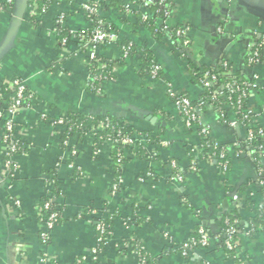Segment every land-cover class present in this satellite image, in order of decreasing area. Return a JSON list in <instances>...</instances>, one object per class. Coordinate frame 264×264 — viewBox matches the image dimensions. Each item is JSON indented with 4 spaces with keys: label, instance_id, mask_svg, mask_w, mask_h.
Instances as JSON below:
<instances>
[{
    "label": "crops",
    "instance_id": "1",
    "mask_svg": "<svg viewBox=\"0 0 264 264\" xmlns=\"http://www.w3.org/2000/svg\"><path fill=\"white\" fill-rule=\"evenodd\" d=\"M42 1L0 0V85L17 79L31 95L14 117L18 155H5L0 119V264H39L43 253L52 264H138L135 242L156 264H238L214 240L187 256L179 251L197 228L219 234L223 216L233 210L239 216L235 258L264 264V230L245 208L247 202L255 208L264 204L252 160L238 154L227 172L201 160L198 128L185 127L168 96L172 91L198 100L203 89L193 82L194 70L224 61L231 73L255 79L248 111L264 132V56L253 68L245 62L255 41L264 37V0H171L164 27L184 32V54L168 32L156 38L137 24L136 13H145L137 0H46V10L38 13ZM93 3L104 5L98 14L116 31V40L96 52L115 63L113 78L102 84L100 94L87 89V55L77 40L89 28L83 5ZM61 17L71 36L62 48L53 29ZM121 41L151 52L160 76H142L138 55L117 64ZM72 114L112 117L160 143L134 136L131 146L139 142L144 155L124 153L126 163L116 177L110 142L94 152L92 135L72 133L64 139L66 127L53 124ZM226 115L227 124L213 109L199 117L219 144L244 138L232 111L226 109ZM170 163L182 173L181 181L172 176ZM51 169L58 174L55 202L61 210L42 245L38 211L54 183ZM97 223L108 230V238L92 260L91 251L99 245Z\"/></svg>",
    "mask_w": 264,
    "mask_h": 264
},
{
    "label": "trees",
    "instance_id": "2",
    "mask_svg": "<svg viewBox=\"0 0 264 264\" xmlns=\"http://www.w3.org/2000/svg\"><path fill=\"white\" fill-rule=\"evenodd\" d=\"M147 0H137V4L143 7L145 11L136 13L137 24L141 27L146 28L152 34L153 37L159 38L165 33L171 36L172 40L175 43V48L179 51H182L184 54V37L181 34H178L177 29H168L165 31L164 23L167 18L168 10L170 9L171 0H154L152 4L143 6L144 2ZM48 6L47 1H42L37 3V12L41 13L46 10ZM120 6V5H119ZM104 8V5L101 4L99 7L100 10ZM119 11H122V7H118ZM148 11V13H147ZM37 13V14H38ZM85 17L89 22V28L85 31H80L78 34L86 35V37L92 35L96 29L101 30L105 33H113L115 35L116 31L113 25L107 24L104 22L103 18L97 13L91 15L85 13ZM31 21L36 23L34 16L31 18ZM57 21L54 23V32L57 38L59 47H64L70 40V34L64 26H59ZM65 40V45H62V41ZM259 40H256L253 47L246 56L245 62L249 68L257 66L264 56V47H259ZM80 45V43H78ZM122 48V56L116 62L117 64H123L125 58L123 54L126 53V58L133 57L138 55L140 61V74L142 76H150L153 66L156 65L155 58L151 52L146 49H141L139 52L136 47L128 41H121L118 43ZM257 49L258 55L254 57V62L250 63L249 59L252 57L253 51ZM86 53L85 50H83ZM87 70L90 76L92 77L91 81L88 83V91L93 94H100L102 91V84L105 81H109L113 78V66L115 63L108 61L101 55H96L94 60H90L89 57H86ZM98 63L104 65V69H98ZM157 77L160 76L158 72ZM213 78V81H212ZM193 82L197 83L202 89L203 92L200 98L196 101H191V104L195 107H198L200 112L199 115L205 113L208 109H213L222 123L227 124V115L226 109L232 111L235 116L237 123L241 126L244 131V138L240 141L231 144H219L212 140L211 137L201 138L199 148V158L201 160H211L214 161L218 166H225L227 172L232 164V160L238 154L248 155L253 162L254 171L256 174V183L260 186L261 192L264 194V165L261 163V159L258 155V151L261 147H264V142H262L259 134L260 128L252 123V119L248 114V99L252 91L256 89L255 79L253 77L246 78L239 72L231 73L229 66L222 61L215 67H204L201 70H194L193 72ZM203 82H212L208 86H204ZM230 87V89H228ZM5 85H0V94L6 95L9 92L5 90ZM28 95V91L26 90ZM185 96V95H183ZM7 103H10L9 98L5 99ZM101 125L103 129H99ZM64 126L66 127L64 139H68L72 133H76L79 137L85 135L93 136V150L102 145L104 142L108 141L111 144L110 157L112 159L115 176L119 177L121 173L122 166L126 163V158L124 153H132L134 156L143 157L144 151L142 145L137 142L135 148L130 144H125L123 141L129 139L134 141V136L140 138H145L147 141L153 142L154 144H159L160 141L156 137H152L148 132H139L135 133L134 129L131 126L126 125L123 121L117 120L108 116L100 115H91V116H82L77 114L69 115L64 119ZM251 130V131H250ZM249 131L252 133V136H249ZM264 133V132H263ZM20 153L19 147L12 153L13 156ZM189 159L192 161L194 157L191 155V151L188 152ZM150 161L156 162V157H150ZM171 168V174L173 177L182 174L179 169L173 167L171 163L168 165ZM52 184V189L49 191L51 197L54 199L53 203L49 202L47 198H43L40 207L47 203L48 213L57 214V223L60 218L61 207L55 202L56 198L60 197V189L58 188L57 182V171L51 169L49 172ZM263 182V184H261ZM245 208L252 213V220L260 228L264 230V204L260 207H254L253 203L247 202ZM238 211L233 210L231 213H227L223 216L222 221L219 223L220 233L217 235H210L207 228L203 227V230L206 232L209 241H216L217 247L222 249L226 256L232 259L235 263L239 262L235 258L236 248L233 250H228L225 246L227 240L226 230L230 227H235L238 232ZM198 229L193 235L194 240H199ZM108 230L104 229L103 233L97 231L98 239L100 243L97 247V250L102 248L103 241L107 236ZM135 244V249L146 258L145 264H156V262L148 257L144 249L137 242ZM93 257V256H92ZM52 264V263H49Z\"/></svg>",
    "mask_w": 264,
    "mask_h": 264
},
{
    "label": "built area",
    "instance_id": "3",
    "mask_svg": "<svg viewBox=\"0 0 264 264\" xmlns=\"http://www.w3.org/2000/svg\"><path fill=\"white\" fill-rule=\"evenodd\" d=\"M12 0H7V3H10ZM154 0H147L144 2L143 6L146 7L149 4H152ZM83 10L86 13H89L91 15H95L98 13L99 10V5L96 3L93 4H85L83 5ZM63 23V18L61 17L58 21L57 24L59 26H62ZM77 34V40L78 43H80V49L86 51L87 57L90 58V60H94L95 56L97 55V49L104 46L107 43L113 42L116 40V36L113 33H105L102 32L99 29H96L92 35L86 37V35L83 34ZM178 34L183 35L184 32L180 31ZM259 47H264V37H261L259 39ZM66 41H62V45H65ZM264 49V48H263ZM122 51V49H121ZM258 55L257 49L253 51L252 57L249 59V62L252 63L254 62V57ZM123 57L126 58V53L123 54ZM98 69L102 70L104 69V65L102 63H98ZM159 71V67L156 65L153 66L152 72H151V77H156L157 73ZM92 77L89 74V81H91ZM213 81V78H212ZM212 82H203L204 86L210 85ZM2 85H5L6 88L5 90L8 91L9 93L4 95L0 94V119L3 121V141H4V153L7 157H10L12 153L18 148V142L16 139L15 135V122H14V117L18 113V111L26 104L28 101L31 99V95L26 94V88L23 85V83L20 80H13L9 83H3ZM230 89V87H228ZM169 98L173 101L175 110L183 120V123L186 128H193L197 127L199 130V133L201 135V138H205L209 136L207 128L203 127L200 123L199 120V108L195 107L191 104V101L188 97L183 96L181 94H176L173 93L172 91L168 92ZM10 100V103L8 104L5 99ZM248 114L250 116V113L248 111ZM251 117V116H250ZM53 124L55 125H64V119L56 120ZM104 125H101L99 129H103ZM251 131V130H250ZM249 131V136H252V133ZM260 138L262 142H264V133L263 130H259ZM125 144H130L133 145L134 141H131L129 139H125L123 141ZM200 150V149H199ZM258 155L260 159L263 158L264 156V147H261L258 151ZM173 167L175 165L173 164ZM223 170L226 169L225 166H222ZM177 181H181L182 177L177 175L176 176ZM263 184V182L261 183ZM116 185L113 186V190H116ZM47 199L49 202L53 203L54 199L51 197L49 194L47 196ZM19 202L15 201L14 206L19 207ZM48 204L46 203L43 208L40 207L38 211V217H39V222L42 227V231L40 233V241L42 245H46L49 241V233L53 229V227L57 224V214L55 213H48ZM97 231H100V233H103L104 231V225L101 223H97L96 226ZM199 240H194L193 238L190 239L187 243L183 244L182 246L179 247V251L183 256H187L191 251L199 248H205L209 244V239L206 234V232L203 230V228L198 229L197 231ZM236 236H237V230L235 227H230L228 230H226V237L227 240L225 242V246L228 250H233L236 248ZM108 238V235L105 237L103 244L106 243ZM100 243V239L98 240ZM135 251H137L135 249ZM97 249H93L91 251V257L92 260L97 259ZM139 255V262L138 264H145L146 263V258L145 256L141 255L137 251ZM82 260H85V257L82 258ZM50 260L47 257L45 253L41 255L40 263L39 264H49ZM239 264H244L242 260H238Z\"/></svg>",
    "mask_w": 264,
    "mask_h": 264
}]
</instances>
